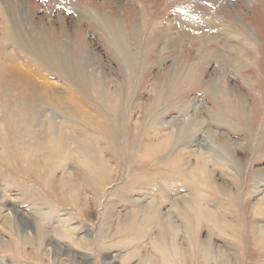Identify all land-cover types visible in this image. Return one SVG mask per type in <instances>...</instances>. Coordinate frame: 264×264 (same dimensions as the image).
Returning a JSON list of instances; mask_svg holds the SVG:
<instances>
[{"label":"rangeland","instance_id":"rangeland-1","mask_svg":"<svg viewBox=\"0 0 264 264\" xmlns=\"http://www.w3.org/2000/svg\"><path fill=\"white\" fill-rule=\"evenodd\" d=\"M7 66L84 110L43 106L56 127L14 147L0 99V264H264V0H0V80ZM79 131L104 167L48 145ZM202 194L225 223H185Z\"/></svg>","mask_w":264,"mask_h":264},{"label":"bare ground","instance_id":"bare-ground-1","mask_svg":"<svg viewBox=\"0 0 264 264\" xmlns=\"http://www.w3.org/2000/svg\"><path fill=\"white\" fill-rule=\"evenodd\" d=\"M87 11V10H86ZM213 17V16H212ZM211 18V17H210ZM212 21H216L211 19ZM7 22V21H6ZM4 24V23H3ZM8 27V28H7ZM4 30L5 33L7 32V36L9 37L11 35V37L14 35H17L15 33V29L13 28V26H11L10 24H4ZM10 38V37H9ZM13 39L15 41L16 38L12 37L10 39H5V40H10V41H13ZM64 63V62H63ZM7 66V69H5L8 73L12 74V78L11 79H7V78H2L0 80V99L1 101L3 102V113L6 114L8 117V120L10 121V128L11 130L14 132V133H17V140H22V142H17L15 141L16 143L14 144V147L16 146H24L25 145V141L27 143H31V141H33L35 138H37V135L36 134V128L37 127H41L43 126V124L46 122V121H49L50 122V130H52V128H55L56 125L54 123V120L53 118H49V114L48 112L44 111L43 110V106H48L50 111H55L53 107L57 106L58 107V111L60 112V115L61 117L60 118H63V119H66V118H71L76 116V114H79L80 113H83V110L84 108L82 106H80L79 104H75V106L73 107H64L63 106V102L64 100H68L69 99V94L64 97L61 96V97H57L58 93L59 94H66L63 90L61 89H56L55 91L53 90V93H48V88L51 87L49 81L48 83L46 82L47 80L45 79H42V80H45L46 82V88L44 91H38L36 88H33V87H30L28 86V83L26 82L28 79H30V77H28V79H26V77H22V76H18L16 75L15 73L16 72V68L15 66ZM4 68V67H3ZM72 70V68H71ZM6 72V73H7ZM190 75V74H189ZM10 77V76H9ZM34 77V76H33ZM191 77V75L189 76ZM15 79H19L20 81L22 82H18L16 81ZM37 81V80H36ZM95 81V80H94ZM41 82V81H40ZM95 83V86L98 85L97 84V81L94 82ZM56 86V85H55ZM98 87H100L98 85ZM52 88V87H51ZM47 90V91H46ZM9 91H14L15 93L18 92L19 94V97L18 98H14V99H10L8 100V98H6L4 96V93L5 92H9ZM73 98V97H72ZM70 98V99H72ZM74 100V98H73ZM2 105V104H1ZM61 106V107H60ZM56 108V107H55ZM49 111V110H48ZM69 118V120H70ZM56 119V118H55ZM57 120V119H56ZM87 120V119H86ZM89 121V120H87ZM7 122V121H6ZM65 122V121H64ZM67 122V121H66ZM8 125V122L6 123ZM9 126V125H8ZM7 126V127H8ZM45 127V126H44ZM44 129V128H43ZM49 130V129H48ZM47 130V131H48ZM46 131V132H47ZM65 131V130H64ZM83 131V130H82ZM43 133V132H42ZM44 134V133H43ZM63 136L59 137V135L55 136L54 135V138L49 142L48 145L51 144V147H56L57 146H60V144H63V142H65L66 140L68 141H71L75 144H78V145H82L85 147V151L88 152V155L89 158L87 160V164L86 166L91 168L92 170H95L96 171V168H100V167H104L105 165V159L104 157H102V155L98 154L100 152L97 151V148L95 147L94 150L93 149V146L92 144H97L101 141V138L100 137H94L88 133H81L80 131L78 132V135L77 136H73V135H69L68 137H64V132L61 133ZM10 135V134H9ZM40 136V135H39ZM38 136V137H39ZM57 137V139H56ZM56 139V140H55ZM99 139V140H97ZM48 140V139H47ZM50 140V139H49ZM94 140H97L96 142H94ZM61 141V143H60ZM166 141V140H164ZM9 142V141H7ZM43 142V140H42ZM48 142V141H47ZM168 142V140H167ZM12 144V143H11ZM163 144V143H162ZM167 144V143H166ZM164 144V145H166ZM44 145L46 146L47 144L44 143ZM3 146V145H2ZM159 146V144H158ZM171 146V145H170ZM226 146V145H225ZM166 147V146H165ZM67 147H65L66 149ZM18 149V148H17ZM16 149V150H17ZM64 149V150H65ZM9 150V149H8ZM90 150H92V152H90ZM19 153H20V150H18ZM30 151V149H29ZM56 151H58V149H56ZM83 152H84V149H83ZM15 153V152H14ZM28 154V153H27ZM17 155V154H16ZM169 181V180H168ZM167 181V182H168ZM169 184V183H168ZM174 184V183H173ZM167 186V184H165ZM170 186V185H169ZM171 187L173 188V186H170L169 188L171 189ZM29 189V188H28ZM174 189V188H173ZM172 189V190H173ZM30 190V189H29ZM33 191V190H32ZM33 193V192H32ZM36 193V192H35ZM164 194V193H163ZM162 194V195H163ZM201 194V193H199ZM198 194V195H199ZM203 195V194H202ZM165 196V195H164ZM158 199H160L161 197L158 195ZM201 200L200 198L197 199L195 201V198L193 196V201L195 202H189L188 200L189 199H185L184 202L181 204V206H177V208L179 207L180 209V212H181V215L182 217L184 218V221L188 224H190L191 222V219H192V215H194V211L196 212L195 214V217L197 219V221H201L200 219H206L209 220V224L210 225H213V226H218L219 224H216L218 223L217 221H223L224 222V217L223 215L225 214H228V212H225V207L224 206H221L219 205V208L221 209L220 211H224L223 214H218L217 211L215 212L214 210H211L208 205H204V202H206V200L208 199L207 197H205L204 195L201 196ZM157 198V197H156ZM186 198V197H185ZM191 198V197H190ZM198 198V197H197ZM147 199V198H146ZM149 201L151 200L150 198H148ZM147 199V200H148ZM145 200V199H144ZM153 202V203H152ZM152 207H153V210L150 211L148 214H146V222L147 223H151V221H157L158 220V217L156 216V214H158L156 212V209H157V206L158 204H156V199L155 201H152ZM162 202V201H161ZM161 202H159L161 204ZM148 203V202H147ZM194 203V204H193ZM157 205V206H156ZM193 205H197V208H198V211H197V208L195 206V209L194 210L193 208H191V206ZM225 205V204H224ZM227 206V205H226ZM224 207V208H223ZM224 209V210H223ZM228 209V208H226ZM229 210V209H228ZM191 212V213H189ZM192 214V215H191ZM222 216V217H221ZM68 218V217H67ZM65 219V218H64ZM64 221V220H63ZM70 221V220H68ZM67 223V221H65ZM193 222V221H192ZM215 222V223H214ZM226 222V221H225ZM224 222V223H225ZM208 224V225H209ZM232 224V223H231ZM220 226V225H219ZM224 226V224H223ZM189 227V226H188ZM228 227V226H227ZM223 228V227H221ZM225 228V226H224ZM233 229V227H230ZM76 229V228H75ZM226 229V228H225ZM172 234V235H171ZM177 236V233L175 231V229L173 228H170L168 225L165 226L164 228V231H163V234H162V239L164 242H162L163 245H160L161 247V252H163L164 254V258L165 260H169V258L167 259V256H169V253L170 250H171V241L175 238V235ZM88 236V234H86ZM171 236H173L172 240H171ZM89 240V238L87 239ZM87 243V242H86ZM161 243V242H160ZM174 249H172L171 252H173ZM170 252V253H171ZM204 252L206 254V258L207 259H210V258H213L214 256H211L212 254V249L210 246H206L205 249H204ZM170 257V256H169Z\"/></svg>","mask_w":264,"mask_h":264}]
</instances>
